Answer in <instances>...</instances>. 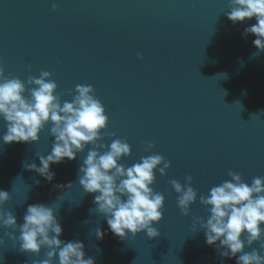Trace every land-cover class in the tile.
<instances>
[{"label":"water","instance_id":"water-1","mask_svg":"<svg viewBox=\"0 0 264 264\" xmlns=\"http://www.w3.org/2000/svg\"><path fill=\"white\" fill-rule=\"evenodd\" d=\"M229 11V0H0V61L7 77L27 82L50 72L61 106L73 101L77 85L93 86L109 117L98 143L110 147L126 138L131 155L119 161L126 167L154 154L171 162L167 175L156 170L151 186L165 197L163 218L153 225L161 235L121 240L96 211V194L79 184V168L93 146L74 161L50 165L55 176L49 182L26 165L40 167L38 156L51 153V123L36 143L6 145L0 118V190L11 197L3 211L22 225L29 205L52 206L63 229L59 238L82 242L85 258L95 264H236L239 254L222 257L207 245L205 230L197 224L192 231L193 217L206 222L210 216L200 196L230 181L229 171L249 186L264 177V52L254 47V35L244 36L256 19L233 24ZM148 143L156 147L146 152ZM189 175L198 195L185 217L169 181L184 185ZM6 231L0 227V264L45 258L47 249L39 256L21 252ZM253 249L264 256L259 243L245 252Z\"/></svg>","mask_w":264,"mask_h":264},{"label":"clouds","instance_id":"clouds-1","mask_svg":"<svg viewBox=\"0 0 264 264\" xmlns=\"http://www.w3.org/2000/svg\"><path fill=\"white\" fill-rule=\"evenodd\" d=\"M229 7L227 18L233 24L256 19L255 25L245 29L244 36L254 35V47L264 52V0H229ZM52 10L57 11L56 4ZM138 58L142 60L143 56L138 54ZM28 71H31L30 66ZM51 77L50 72L42 71L39 78L29 76L27 82L9 78L0 61V118L7 127L3 143H36L39 134L51 123L50 134L55 138L51 153L46 157L38 156L40 167L35 163L26 165L28 170L37 172L49 182L55 176L50 165H59L65 159L74 161L77 153H83L92 145L78 176L84 192L96 194V211L107 218L110 231L121 240H127L128 234L135 238L139 233H146L148 240H155L161 233L153 225L163 218L165 197L151 186L156 182V170L159 168L161 176L167 175L171 162L154 154L142 157L131 167L120 164L121 158L131 155V146L126 138L114 139L110 147L98 143L105 139L100 133L107 129L109 117L104 105L95 97L93 86L77 85L73 101L63 102L61 106L62 94H56L58 85ZM114 136L115 133H108L109 138ZM155 147L154 143H148L145 151ZM228 176L230 181L212 187L208 196H200L199 202L210 216L206 222L193 217L192 231H197V224L205 230L207 245L216 246L222 257L234 258L239 254L236 264H264V256L259 251L245 252V248H251L254 243L264 249V228L261 227L264 225V177H255L249 186L242 174L229 171ZM186 181L184 185L175 179L169 181L178 194V208L185 217L189 216L190 206L198 195L190 186L193 183L191 175ZM36 183L38 185L39 181ZM10 199L9 192L0 190V227L10 230L4 235L14 246L19 242L21 252L39 256L42 249H47L45 258L34 264H53L57 257L58 264H95L93 258H85L82 242L65 243L59 238L63 229L52 206L29 205L24 223L18 225L13 212L3 211ZM17 231L18 237L14 235ZM245 233L246 238L242 239ZM104 235L99 228L96 230L98 240ZM3 243L0 238V244Z\"/></svg>","mask_w":264,"mask_h":264}]
</instances>
